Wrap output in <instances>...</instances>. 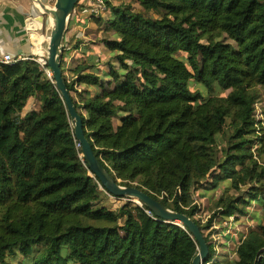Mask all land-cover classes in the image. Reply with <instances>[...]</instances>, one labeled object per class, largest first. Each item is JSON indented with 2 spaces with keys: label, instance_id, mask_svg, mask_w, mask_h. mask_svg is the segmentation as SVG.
Segmentation results:
<instances>
[{
  "label": "trees",
  "instance_id": "16d2710c",
  "mask_svg": "<svg viewBox=\"0 0 264 264\" xmlns=\"http://www.w3.org/2000/svg\"><path fill=\"white\" fill-rule=\"evenodd\" d=\"M104 3L99 16L68 23L69 32L99 26L91 54L66 68L74 45L61 59L95 156L120 186L186 215L202 234L216 218L256 217L231 253L204 237L203 264H264L255 213L264 219V122L255 116L264 0ZM88 9L79 1L75 11ZM53 82L34 61L0 63V264H192L199 247L187 228L128 200L114 211L97 204L106 191ZM30 100L39 108L24 113ZM205 201L214 208L201 224Z\"/></svg>",
  "mask_w": 264,
  "mask_h": 264
},
{
  "label": "water",
  "instance_id": "95a60500",
  "mask_svg": "<svg viewBox=\"0 0 264 264\" xmlns=\"http://www.w3.org/2000/svg\"><path fill=\"white\" fill-rule=\"evenodd\" d=\"M79 1L80 0H55L52 9L44 8L43 11L50 18L51 29L47 46V68L51 71L53 83L63 99L70 117L75 139L81 147L80 151L84 157L87 168L90 173L98 179L101 187L112 197L126 199L140 206L144 205L162 222L179 226L182 229H184V227L187 228L199 247L198 254L193 259L192 264H203L204 260L209 255V250L204 235L196 223L186 215L169 210L153 197L137 188L120 186L119 181H116L102 166L95 156L89 141L85 137L82 118L78 114L66 88V82L61 70V59L65 50V36L68 23Z\"/></svg>",
  "mask_w": 264,
  "mask_h": 264
},
{
  "label": "crops",
  "instance_id": "0c3cea01",
  "mask_svg": "<svg viewBox=\"0 0 264 264\" xmlns=\"http://www.w3.org/2000/svg\"><path fill=\"white\" fill-rule=\"evenodd\" d=\"M80 2L90 7V0H80ZM52 4H55V0H0V53L17 58L34 59L38 57V54H43V48L39 44L42 41L39 33L46 15L43 9H50L49 6ZM88 11L89 9L83 12L75 11L70 20L74 16H88ZM37 23L41 25L39 26ZM90 26L93 27L94 23L85 21L71 32L67 29L65 49H71L74 45H78V48L67 57L66 68L75 67L91 54L89 49L97 42L92 41V45L87 43L89 40L87 37H79L82 34L81 30L90 28ZM73 33L76 34L74 37H68L73 36ZM84 52L86 56L83 55Z\"/></svg>",
  "mask_w": 264,
  "mask_h": 264
},
{
  "label": "rangeland",
  "instance_id": "374dc122",
  "mask_svg": "<svg viewBox=\"0 0 264 264\" xmlns=\"http://www.w3.org/2000/svg\"><path fill=\"white\" fill-rule=\"evenodd\" d=\"M110 2L116 5V3H118V0H110ZM91 6H92V2L90 3V9H91ZM49 7H50V9H52L54 7V4L50 5ZM90 9H89V11H90ZM74 13H75V11H74ZM103 15L105 16V14H103ZM44 17L45 18H44V21L42 24L43 27L41 29V32L39 33L40 37H42L41 38L42 41H40L39 44L43 48V55H45L47 57V46H48V42H49L51 29H50V18L47 15H45ZM90 18H91V16L89 13L88 19H90ZM91 23H93V22H91ZM76 30H78V29H76ZM81 31L80 32L82 34H80L79 37H87L89 39V40H87V43L92 44V45H93L92 41H98L99 39L104 37L99 30V26L95 25V24L93 27L90 26V28L88 27V28L81 30ZM74 35H76V34L73 33V36H69V37H74ZM79 89L81 90L80 87H79ZM191 89H192V91H194L195 89H199V88H196L195 85H192ZM260 91H261L260 92V99H259V101L255 107V109H256L255 110V116H256L257 121L264 122V89H261ZM38 108H39L38 102L35 100H31L28 102V105L26 106V108L23 112L27 113V112H30L32 110H38ZM263 127H264V125H263ZM219 141L221 143V139H219ZM101 192H102V196H101V198L97 204L99 206H103L109 210H113V211L117 210L122 204H124L127 201V200H123V199L116 201V200L111 199L108 196H106V193L104 191L101 190ZM200 192L201 191H199V193ZM216 195H220V192H217ZM195 198H196V196H195ZM196 201H197L196 202L197 205H199L200 200L197 199ZM132 203H134V202H132ZM204 203H206V204H201V206H199L200 211H199L198 215L196 216V219H199L201 221V224H205L209 220V218L212 215V213H211L212 209L214 208V202H211L210 204H208V202L205 201ZM135 204H137V203H135ZM253 210L257 211L258 208L253 207ZM255 213H257V217L260 219V221L263 222V225H264V219L260 215L259 210H258V212H255ZM217 220H218V218H216L214 220V222L211 224V227L208 230L203 231V234H204V237H206L209 240V242L215 246V248L217 249V253H220V254L223 252L231 253V251L234 249V247L236 245V243L232 244L231 240L239 239V234L240 235H242V234L246 235L247 231L249 229H254L258 223L256 220V217L254 219H252L250 215L245 216V217H239L236 219L231 218L227 222H225V221L220 222L221 224H217L218 223ZM224 230H226L228 232H225V234H224L223 233ZM224 235H228L229 239L225 238ZM233 257H234V255H230L229 258H233ZM18 259H21V258L18 257Z\"/></svg>",
  "mask_w": 264,
  "mask_h": 264
},
{
  "label": "built area",
  "instance_id": "2783aa9c",
  "mask_svg": "<svg viewBox=\"0 0 264 264\" xmlns=\"http://www.w3.org/2000/svg\"><path fill=\"white\" fill-rule=\"evenodd\" d=\"M105 9H106V6L104 3V0H92V6H91L89 13H90V15H94L97 17L101 13H103L105 11ZM46 58L47 57L43 54H38V57L36 59H34V58H17V57H13L9 54L0 53V63L5 64V65H11V64H14L18 61H34V62H36L41 68L44 69V72H45V75L47 76V78L50 81H52V79H53L52 73L48 68H46L47 67ZM105 193L109 198L117 199V198H114L111 195H109L107 192H105ZM123 200H126V199H123Z\"/></svg>",
  "mask_w": 264,
  "mask_h": 264
},
{
  "label": "bare ground",
  "instance_id": "6f19581e",
  "mask_svg": "<svg viewBox=\"0 0 264 264\" xmlns=\"http://www.w3.org/2000/svg\"><path fill=\"white\" fill-rule=\"evenodd\" d=\"M39 26L41 25L40 23H37ZM40 51V50H39ZM43 52V51H42ZM42 54V53H41Z\"/></svg>",
  "mask_w": 264,
  "mask_h": 264
}]
</instances>
